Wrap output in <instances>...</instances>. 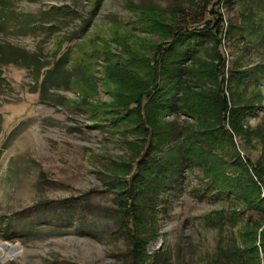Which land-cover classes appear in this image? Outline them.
<instances>
[{"label": "rangeland", "instance_id": "1", "mask_svg": "<svg viewBox=\"0 0 264 264\" xmlns=\"http://www.w3.org/2000/svg\"><path fill=\"white\" fill-rule=\"evenodd\" d=\"M1 2L0 264H264V208L253 209L260 196L249 177L260 180L248 162L264 167V0ZM186 31L207 37L173 91L185 103L157 114L148 98L165 83L153 88L154 64L162 77L165 46ZM220 53L229 105L234 69L243 73L233 91L257 105L243 111L248 137L226 116L249 173L229 163V144L215 132ZM199 94L212 99L211 126L185 101ZM149 149L148 171L178 149L192 161L178 191L166 190L154 208L137 177ZM232 183L248 190V203L219 192Z\"/></svg>", "mask_w": 264, "mask_h": 264}, {"label": "trees", "instance_id": "2", "mask_svg": "<svg viewBox=\"0 0 264 264\" xmlns=\"http://www.w3.org/2000/svg\"><path fill=\"white\" fill-rule=\"evenodd\" d=\"M1 1L0 0V30L5 29V25L7 24V17H5L3 15V11H2V6H1ZM213 14L217 15V17L219 18V25L221 26L223 24V17L222 14L220 13L219 10L215 11ZM220 30V29H219ZM202 31V30H201ZM194 32V31H186L185 33V37H181L180 41L177 43V37L181 36L182 34L176 35L174 37V39L172 40L171 43L168 44L167 47L168 49L166 50V55H167V60L165 61L164 67H163V75L162 77L158 75V71L156 70V63L154 64V70L152 72V80L154 81V85L153 88L155 89V87H158L157 81L159 78H162L161 80L164 81V85L159 88L160 90L158 91V93H156V95H151V97L148 98V101L151 102V106H150V110H152L155 113H159L162 111H167L168 109H177L178 106H180L181 103H185L183 102L181 99L179 100V97L177 95H175L173 93L174 89L176 86L181 87L183 86V80L185 79V77L187 76L185 70L186 67L188 65H191L194 63L195 61V57H196V49L195 47L198 45V47L201 45L202 46V42L204 40H199V37H207V34H205L204 32ZM217 45L219 46L220 49V39L217 37L216 39ZM172 43H175V45H171ZM177 43V44H176ZM206 43V42H204ZM164 49V48H162ZM220 57V61L217 65V71L218 73H220L221 76H219V78H215V82L217 83V87H218V91L215 94V96L212 98L215 105H217L219 107V113L216 114V120H215V125H216V129L215 132H219V135L222 136L225 139V144L228 142V147H230L231 150H228V152H230L229 155L230 157H232V159H234L235 164L232 162H229L231 165H244V170L246 173H249L247 170V165L243 162L240 153L238 152L237 149V145L234 143V139L232 134H230V131L227 129L226 127V116L227 113L230 111V121L229 124L233 129V132L240 136L242 135L244 132V135L246 134V131H244V127L242 126L241 122L245 120L244 117V109L246 112V109H248L247 111H250L251 113L254 112V109L256 108L257 105L251 104V102H253L252 100H248L247 102H242L244 100H240V95L233 91V87H235L234 82L238 79V75L242 74L243 71L241 72L240 70H236L234 69L232 71V78H231V86L230 89L232 90V97H231V103L229 105V102L227 100V96H226V92H225V83H226V75L224 74V68L226 66V57L223 54H219ZM11 56L9 57L8 60H6V63L11 62ZM4 63V59L0 58V86H2L3 82V72H2V64ZM126 70V69H124ZM125 74H127L125 76V78H119L118 74L120 72H116L117 73V79H118V84H119V89L120 91H126L125 88H123V83L126 80V77H130V74H128L129 72H125L123 71ZM246 75V82L251 78V74L247 71L245 72ZM123 79V80H122ZM140 81V80H139ZM260 81V80H259ZM49 83V81H47ZM46 82V83H47ZM181 85V86H180ZM155 86V87H154ZM248 90V89H247ZM246 90V91H247ZM127 92V91H126ZM218 94V95H217ZM200 96H198V100L196 101H192L190 99V96H186L185 101L186 103H195L197 104V107H200V109L203 111L204 115V121L202 122L204 125L206 126H211L210 123H207L206 121H208L205 116L208 112V96H205L204 94H199ZM258 98L261 97V95L257 96ZM256 97V98H257ZM190 100V101H189ZM200 100V101H199ZM139 99L136 101L137 103ZM257 109V108H256ZM256 111V110H255ZM216 113V111H215ZM149 115V113L147 112V116ZM151 115V114H150ZM141 123H139L140 125ZM2 127V117L0 116V130ZM150 127V126H148ZM201 127V126H200ZM207 131V129H206ZM258 134V132H256ZM159 134V132H158ZM155 135V133H154ZM219 145V144H216ZM160 146H157L155 148V152L159 151ZM225 148V147H224ZM150 150L149 149L147 151V154L144 156V158L140 161L139 165L137 167H139V171H137V177L139 180H141V186L140 191H143L141 194V198L144 202L147 201V205L149 207L154 208L155 203L157 204L160 196L168 189H173V191H178L179 187H180V179L182 177L183 174V170L184 168H190V164H192L191 160H188V157L186 156L185 152L182 154V152L180 151V149H178L177 151H172L174 153L169 154L167 159H163L164 162L163 164H161L158 167L157 172L154 171V168H152V164L150 165V169L148 171V163L150 158ZM154 152V153H155ZM146 162V169L149 172V174H145L144 176V172L142 171V167L141 165H143V163ZM157 162H161V158L157 159ZM248 162L250 164V166L253 168L254 172H255V176L260 180H258L259 182H256L254 179V177H249V179H251V183L253 184V187H255V195H259L260 199L258 200V202H255L253 204L254 210H258V211H263L264 208V199L262 198V194H261V187H264V177H263V172H264V167L261 165H253L251 160L248 158ZM190 163V164H189ZM143 177H147V178H143ZM213 186L216 187V185H214L213 183H211ZM135 183H133V187H131V192L133 194L127 196V199H131L132 203L131 206L133 208V202L136 203V199L139 197V195L137 193H139L140 191L136 190V188L134 187ZM261 185V186H260ZM248 187H251V184L248 185ZM221 191H219L221 194H230L232 196L235 197H239V200L241 201H246L245 202H249V199L247 200V195H243L241 194L242 192L245 193L248 190L242 188V190L239 187H234V183H232L231 185H228L226 188H220ZM254 195V196H255ZM244 196V197H243ZM243 197V198H242ZM243 199V200H242ZM159 215V212H158ZM133 217V216H132ZM260 226V225H259ZM262 226V223H261ZM262 244H264V236L262 237Z\"/></svg>", "mask_w": 264, "mask_h": 264}, {"label": "bare ground", "instance_id": "3", "mask_svg": "<svg viewBox=\"0 0 264 264\" xmlns=\"http://www.w3.org/2000/svg\"><path fill=\"white\" fill-rule=\"evenodd\" d=\"M1 247H2V251L4 252V253H11V252H13L15 249H13V248H11L9 245H7V244H3V245H1Z\"/></svg>", "mask_w": 264, "mask_h": 264}]
</instances>
